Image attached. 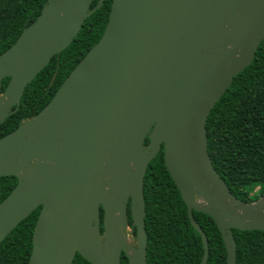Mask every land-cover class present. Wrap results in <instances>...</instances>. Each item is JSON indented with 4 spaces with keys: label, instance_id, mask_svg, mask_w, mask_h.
Here are the masks:
<instances>
[{
    "label": "water",
    "instance_id": "obj_1",
    "mask_svg": "<svg viewBox=\"0 0 264 264\" xmlns=\"http://www.w3.org/2000/svg\"><path fill=\"white\" fill-rule=\"evenodd\" d=\"M93 1L47 0L0 54V87L9 78L0 123L104 2ZM262 40L264 0H112L101 38L48 105L0 138V177L17 179L0 202V243L40 207L28 264H72L76 254L90 264H121L122 254L147 264L142 184L163 148L202 240L201 264L208 243L192 211L213 219L226 264H236L232 230L264 231V195L246 204L230 193L212 166L205 124Z\"/></svg>",
    "mask_w": 264,
    "mask_h": 264
},
{
    "label": "trees",
    "instance_id": "obj_2",
    "mask_svg": "<svg viewBox=\"0 0 264 264\" xmlns=\"http://www.w3.org/2000/svg\"><path fill=\"white\" fill-rule=\"evenodd\" d=\"M46 2L0 0V54L9 49L21 32L36 20ZM96 3L93 1L90 8ZM111 3L112 0H104L102 6L84 20L69 46L53 56L25 87L17 111L0 123V138L15 130L23 119L36 116L48 105L66 77L101 38ZM8 82L7 77L2 80L0 93ZM205 128L212 166L230 193L246 204L264 195V40L253 60L233 78L230 87L215 103ZM16 184L17 179L13 176L0 177V202ZM142 185L146 263L201 264L204 253L202 240L191 226L186 205L166 169L163 148L149 163ZM39 212L40 207L1 241L0 264H28ZM192 215L207 238V264H226V249L213 219L196 211H192ZM128 222L131 223L130 217ZM232 234L236 243V264H264V231L232 230ZM120 262L128 264L123 254ZM72 264L90 263L76 254Z\"/></svg>",
    "mask_w": 264,
    "mask_h": 264
},
{
    "label": "rangeland",
    "instance_id": "obj_3",
    "mask_svg": "<svg viewBox=\"0 0 264 264\" xmlns=\"http://www.w3.org/2000/svg\"><path fill=\"white\" fill-rule=\"evenodd\" d=\"M254 190H256V188H255ZM254 190H253V191H254ZM262 196H263V195H261L260 198H261ZM260 198H259V199H260ZM259 199L253 201V203L256 202V201H258ZM127 243H128L129 245H131L132 247L136 248V241H135V238L131 235L129 229H128Z\"/></svg>",
    "mask_w": 264,
    "mask_h": 264
},
{
    "label": "built area",
    "instance_id": "obj_4",
    "mask_svg": "<svg viewBox=\"0 0 264 264\" xmlns=\"http://www.w3.org/2000/svg\"><path fill=\"white\" fill-rule=\"evenodd\" d=\"M257 189H258V188H256V190H255V191H257ZM255 191H254V192H255Z\"/></svg>",
    "mask_w": 264,
    "mask_h": 264
},
{
    "label": "bare ground",
    "instance_id": "obj_5",
    "mask_svg": "<svg viewBox=\"0 0 264 264\" xmlns=\"http://www.w3.org/2000/svg\"><path fill=\"white\" fill-rule=\"evenodd\" d=\"M129 253L131 254L132 252L130 251Z\"/></svg>",
    "mask_w": 264,
    "mask_h": 264
}]
</instances>
